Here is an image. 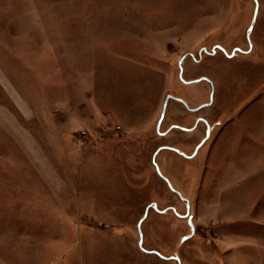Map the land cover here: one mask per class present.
<instances>
[{
	"label": "rangeland",
	"instance_id": "rangeland-1",
	"mask_svg": "<svg viewBox=\"0 0 264 264\" xmlns=\"http://www.w3.org/2000/svg\"><path fill=\"white\" fill-rule=\"evenodd\" d=\"M259 130L264 0H0V208L14 193L36 208L51 196L72 227L43 264L207 262L188 246L208 240L191 201L205 156L249 147ZM30 161L55 169L42 177ZM31 219L0 212V255L14 264L24 248L41 264L53 244L35 232L12 256Z\"/></svg>",
	"mask_w": 264,
	"mask_h": 264
},
{
	"label": "crops",
	"instance_id": "crops-1",
	"mask_svg": "<svg viewBox=\"0 0 264 264\" xmlns=\"http://www.w3.org/2000/svg\"><path fill=\"white\" fill-rule=\"evenodd\" d=\"M250 135L253 144L249 147L242 146L238 151H234L230 147L227 148V151L224 147H218L214 151L208 150L209 152L205 156L203 194L199 192L198 196L191 201L195 206L192 218L201 224L198 227V233L208 240L199 245L193 241L188 243L191 249L199 250L201 248L203 250L202 257L208 256L207 262L205 261L203 264H213L214 258L217 259V264H264V131H252ZM222 157L224 162L221 161ZM28 165L35 171V174L42 177L46 176L47 168L55 169V166L50 165L49 167L43 161H30ZM48 175L51 176L52 173L50 172ZM17 194L14 193L11 198L1 199L18 201L17 204L11 203V206H1V215L32 217L29 222L33 223L23 228L24 234L19 237L20 240L12 239L14 244L17 243L15 246L13 245L12 256L23 258V251L21 252L23 249L20 250L17 247H21L20 244L24 245L25 242L28 243L30 239L34 240L35 232H41L54 235L51 236L54 238L53 244L45 245L43 251L40 252L41 264L45 263L47 259L46 248L52 251L51 256L53 255L56 260H59L63 252L68 249L70 241L67 235L72 231V227L66 223L67 208L62 205L55 210L49 208V204L46 202L57 200L51 196H48L47 199L43 198V202L36 208L35 203H29L35 201L32 196L25 197L24 195L25 198H21L20 194ZM19 201L25 206L22 210L19 209ZM169 210L170 208H167L157 212L169 217V213H171ZM36 216L63 217L65 223L60 224L56 229L43 227L39 230L34 226ZM174 216L178 219L183 218L185 213L178 212ZM20 231L17 229L16 233ZM2 234L0 243L8 240L6 233ZM24 249L27 260L23 263L31 264V257L34 254L30 253L29 248ZM191 253L197 254L196 251ZM172 254L174 257H166L163 260H171L173 264H180L177 254ZM50 262L59 264L52 259ZM0 264L14 263L0 255Z\"/></svg>",
	"mask_w": 264,
	"mask_h": 264
},
{
	"label": "water",
	"instance_id": "water-1",
	"mask_svg": "<svg viewBox=\"0 0 264 264\" xmlns=\"http://www.w3.org/2000/svg\"><path fill=\"white\" fill-rule=\"evenodd\" d=\"M169 98H170V96H168V97L165 98V102H164V105H163V112H164V110H165L166 103H167V101H168ZM163 112H162V116H163ZM161 118H162V117H161Z\"/></svg>",
	"mask_w": 264,
	"mask_h": 264
},
{
	"label": "built area",
	"instance_id": "built-area-1",
	"mask_svg": "<svg viewBox=\"0 0 264 264\" xmlns=\"http://www.w3.org/2000/svg\"><path fill=\"white\" fill-rule=\"evenodd\" d=\"M83 134H85V132H83Z\"/></svg>",
	"mask_w": 264,
	"mask_h": 264
},
{
	"label": "flooded vegetation",
	"instance_id": "flooded-vegetation-1",
	"mask_svg": "<svg viewBox=\"0 0 264 264\" xmlns=\"http://www.w3.org/2000/svg\"><path fill=\"white\" fill-rule=\"evenodd\" d=\"M171 130V129H170Z\"/></svg>",
	"mask_w": 264,
	"mask_h": 264
}]
</instances>
